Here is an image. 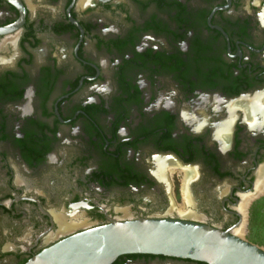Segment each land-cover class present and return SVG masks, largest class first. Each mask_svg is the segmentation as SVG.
<instances>
[{
  "label": "flooded vegetation",
  "instance_id": "flooded-vegetation-1",
  "mask_svg": "<svg viewBox=\"0 0 264 264\" xmlns=\"http://www.w3.org/2000/svg\"><path fill=\"white\" fill-rule=\"evenodd\" d=\"M263 167L264 0H0V264L67 236L56 215L167 212L173 170L176 210L188 177L195 220L239 236Z\"/></svg>",
  "mask_w": 264,
  "mask_h": 264
},
{
  "label": "water",
  "instance_id": "water-1",
  "mask_svg": "<svg viewBox=\"0 0 264 264\" xmlns=\"http://www.w3.org/2000/svg\"><path fill=\"white\" fill-rule=\"evenodd\" d=\"M170 201L163 214L134 217L121 210L122 215L108 223L80 231L75 228L23 264H110L130 252L187 257L209 264H264L262 248L195 217L179 215L171 196Z\"/></svg>",
  "mask_w": 264,
  "mask_h": 264
},
{
  "label": "rangeland",
  "instance_id": "rangeland-1",
  "mask_svg": "<svg viewBox=\"0 0 264 264\" xmlns=\"http://www.w3.org/2000/svg\"><path fill=\"white\" fill-rule=\"evenodd\" d=\"M177 176H178V172H176V170H173L171 172L170 177H171V193H172V196H173L172 199L174 202L178 201L177 195H176V187H175V185H177V182H176ZM183 202H184L183 204H185L184 198H183ZM257 202H258L257 198L256 199L252 198L248 202L249 204H248V207H246V213L247 211L249 213H248V218H246L247 220L246 227L245 229H242L240 233H238V235L240 236L241 234L240 237L246 239L247 241L257 245L258 247L264 250V212H261L257 208V204H256ZM185 205H188V204H185Z\"/></svg>",
  "mask_w": 264,
  "mask_h": 264
},
{
  "label": "bare ground",
  "instance_id": "bare-ground-1",
  "mask_svg": "<svg viewBox=\"0 0 264 264\" xmlns=\"http://www.w3.org/2000/svg\"><path fill=\"white\" fill-rule=\"evenodd\" d=\"M82 3H84V0H80V4H82ZM167 161V162H166ZM162 160L161 161V163H160V166L158 167V172H159V174H161V172H162V170L163 169H170V168H172L171 166H175V164L172 162V161H170V160ZM264 168V167H263ZM263 172H264V170H262ZM195 171H191V170H185L184 169V175L185 176H191V175H194L193 173H194ZM263 172H261V174L263 173ZM191 174V175H190ZM184 176V177H185ZM262 177H264V176H262ZM188 177H186V179H185V182L183 183V185H182V195H183V198H184V201H185V204H191V198H190V194H189V191H188V187H187V184H188ZM258 182H260V181H258ZM262 182H263V180H262ZM261 185V184H260ZM263 187V186H262ZM261 187H259L258 189H260ZM261 189H263V188H261ZM260 191V190H259ZM263 193H264V191H263ZM257 194V193H256ZM259 194V193H258ZM262 194V193H261ZM263 195V194H262ZM258 195H256V197H257ZM252 198H254V197H252ZM251 198V199H252ZM263 198V197H262ZM261 198V199H262ZM256 199V198H255ZM260 199V198H259ZM258 199V200H259ZM249 201V200H248ZM260 201V200H259ZM252 202V201H251ZM185 204H183V205H181V207L178 209V213H179V215H181V216H185V217H193L194 216V213H192L189 209H187L185 206ZM249 204V203H248ZM247 204V205H248ZM263 204H264V201H263ZM264 206V205H263ZM121 210L124 212V214H127L128 212H129V210L127 209V208H121ZM75 214V213H74ZM120 215H122V214H120ZM70 217V216H69ZM55 219H56V221H57V223H58V230H57V233L58 234H60V235H63V234H66V233H71L75 228H77L76 226H77V223L78 222H75V220H68V222H66L65 221V219H66V217L64 218L63 216H61V215H56L55 217H54ZM83 220V219H82ZM79 221V220H78ZM82 224H83V221H82ZM78 227H81V226H78ZM83 227H87V221L85 220V224H84V226ZM240 231L241 230H239L238 231V233H240ZM244 234V233H243ZM243 234H242V236H243ZM240 236H241V234H240ZM242 238V237H241Z\"/></svg>",
  "mask_w": 264,
  "mask_h": 264
}]
</instances>
